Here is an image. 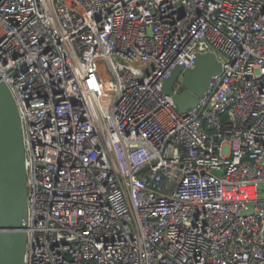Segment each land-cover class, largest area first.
Listing matches in <instances>:
<instances>
[{"label":"built area","instance_id":"obj_1","mask_svg":"<svg viewBox=\"0 0 264 264\" xmlns=\"http://www.w3.org/2000/svg\"><path fill=\"white\" fill-rule=\"evenodd\" d=\"M209 53L181 112L163 83ZM0 79L25 264H264V0H0Z\"/></svg>","mask_w":264,"mask_h":264},{"label":"water","instance_id":"obj_2","mask_svg":"<svg viewBox=\"0 0 264 264\" xmlns=\"http://www.w3.org/2000/svg\"><path fill=\"white\" fill-rule=\"evenodd\" d=\"M223 72L214 53L200 55L194 67H176L163 83L181 112L196 108L210 89L213 76ZM182 76L185 89L174 86ZM26 151L20 113L8 85L0 79V264H25L26 217L28 212L26 184Z\"/></svg>","mask_w":264,"mask_h":264}]
</instances>
